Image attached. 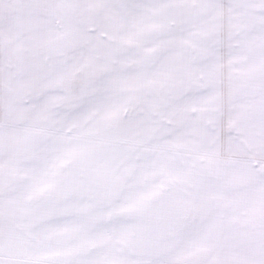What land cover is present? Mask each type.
Listing matches in <instances>:
<instances>
[{
    "label": "snow or ice",
    "instance_id": "6c2138e0",
    "mask_svg": "<svg viewBox=\"0 0 264 264\" xmlns=\"http://www.w3.org/2000/svg\"><path fill=\"white\" fill-rule=\"evenodd\" d=\"M0 264H264V0H0Z\"/></svg>",
    "mask_w": 264,
    "mask_h": 264
}]
</instances>
